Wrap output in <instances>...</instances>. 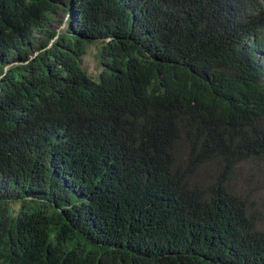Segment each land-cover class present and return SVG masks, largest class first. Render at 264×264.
Segmentation results:
<instances>
[{
    "label": "trees",
    "instance_id": "obj_1",
    "mask_svg": "<svg viewBox=\"0 0 264 264\" xmlns=\"http://www.w3.org/2000/svg\"><path fill=\"white\" fill-rule=\"evenodd\" d=\"M263 52L264 0H0V264H264Z\"/></svg>",
    "mask_w": 264,
    "mask_h": 264
},
{
    "label": "rangeland",
    "instance_id": "obj_2",
    "mask_svg": "<svg viewBox=\"0 0 264 264\" xmlns=\"http://www.w3.org/2000/svg\"><path fill=\"white\" fill-rule=\"evenodd\" d=\"M68 26L67 21H64L61 25L55 23V27L59 32H63ZM41 38L45 36L41 35ZM56 37L51 40V43ZM97 43H92L88 48V53L85 57L84 67L88 70L89 73L97 75L101 70L99 60L96 58ZM264 59V58H263ZM12 64L5 66L4 71H6ZM2 67L0 66V72ZM251 167V166H250ZM249 167V168H250ZM248 168V169H249ZM245 170V169H244ZM243 170V171H244ZM242 171V172H243ZM247 179V187L252 191V196L259 200L258 208L261 215L260 227L264 230V169L259 165H254V167L248 170V174H244V177Z\"/></svg>",
    "mask_w": 264,
    "mask_h": 264
},
{
    "label": "clouds",
    "instance_id": "obj_3",
    "mask_svg": "<svg viewBox=\"0 0 264 264\" xmlns=\"http://www.w3.org/2000/svg\"><path fill=\"white\" fill-rule=\"evenodd\" d=\"M263 58H264V52H263V55H262V57H261V59H260V60H261V61H264V59H263Z\"/></svg>",
    "mask_w": 264,
    "mask_h": 264
}]
</instances>
